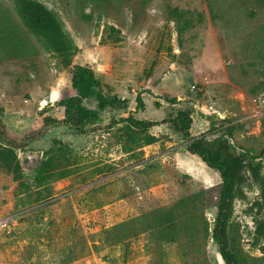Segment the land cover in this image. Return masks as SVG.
I'll return each instance as SVG.
<instances>
[{
    "label": "rangeland",
    "instance_id": "rangeland-1",
    "mask_svg": "<svg viewBox=\"0 0 264 264\" xmlns=\"http://www.w3.org/2000/svg\"><path fill=\"white\" fill-rule=\"evenodd\" d=\"M30 1L47 36L0 0V119L59 122L23 147L0 135V264H226L201 138L234 182L232 251L264 264V0ZM79 69L105 105L80 95ZM70 101L96 125L66 122Z\"/></svg>",
    "mask_w": 264,
    "mask_h": 264
},
{
    "label": "trees",
    "instance_id": "trees-1",
    "mask_svg": "<svg viewBox=\"0 0 264 264\" xmlns=\"http://www.w3.org/2000/svg\"><path fill=\"white\" fill-rule=\"evenodd\" d=\"M42 9L40 13L44 10L42 7L36 5L35 2L30 0H21L18 4V11L25 23V25L39 38L43 37V35L48 34L46 29L43 27L40 19H36V15H38L37 10ZM41 15V14H40ZM38 15L39 17H42ZM61 47V52L70 53V48H66L64 46ZM92 77L90 73L79 69L74 77V85L78 89L80 95L84 98H89L92 96H96L101 105L104 104V98L101 94L97 93L95 90L90 89V87L85 86L84 83L86 81H91ZM69 116L66 122L70 123L73 126L80 127L82 131H86L88 126L93 127L96 125L98 116L94 111L87 110L83 106L74 105L71 101L67 106ZM59 120L57 117L53 115V110H48L45 108L38 115V120L35 122L34 126L25 132H13L8 129L4 122L0 119V135L13 147H23L24 145L33 142L42 138V136L47 132V130L53 126L58 124ZM138 129H147L146 123L143 124L141 122L133 123ZM264 127V121H263ZM221 138H215L214 141L220 142ZM207 142L205 138L196 139L189 145V151L193 154H198L204 162L215 171L221 174V177L224 182L223 186V204L220 208V214L216 220V224L213 231V239L219 244L221 255L226 264H239L237 258L235 257L231 245L229 243L228 235H227V214L229 209L233 203V193H234V182L231 174L228 172L226 165L224 163L220 164H212L210 161L205 159V153L198 147L195 148L194 145H199ZM54 168L52 162L48 161L42 165V171L50 172Z\"/></svg>",
    "mask_w": 264,
    "mask_h": 264
}]
</instances>
